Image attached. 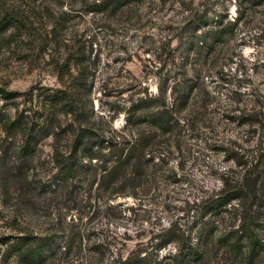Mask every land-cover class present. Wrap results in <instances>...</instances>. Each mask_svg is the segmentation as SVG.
Instances as JSON below:
<instances>
[{"label":"rangeland","instance_id":"1","mask_svg":"<svg viewBox=\"0 0 264 264\" xmlns=\"http://www.w3.org/2000/svg\"><path fill=\"white\" fill-rule=\"evenodd\" d=\"M91 1H0V264H109L153 250L161 232L236 229L251 197L262 240L254 264H264V130L246 119L264 116V0L89 11ZM198 16L205 23L191 30ZM155 110L167 131L146 121ZM78 135L65 179L55 157L71 154ZM106 136L112 143H98ZM130 152L139 172L128 166L109 181L106 169ZM250 181L255 195L204 209ZM20 236L28 249L48 247L45 259L5 258ZM199 264H241V254L214 245Z\"/></svg>","mask_w":264,"mask_h":264},{"label":"trees","instance_id":"2","mask_svg":"<svg viewBox=\"0 0 264 264\" xmlns=\"http://www.w3.org/2000/svg\"><path fill=\"white\" fill-rule=\"evenodd\" d=\"M1 1V0H0ZM128 0H98L91 1L89 4V11H105V10H113L116 11L123 4H125ZM261 0H254V3H259ZM5 12L0 11V30H4L8 24L7 15ZM205 20H202L200 16H198V20L196 25L191 27V30L196 29L200 25L204 24ZM196 27V28H195ZM229 29V27H225L224 29H219V31H225ZM204 41V39H202ZM210 46V44L208 45ZM181 102L184 103L187 99L186 94L180 95ZM146 102V101H144ZM144 102L138 103V107H141ZM165 111V110H164ZM163 110H155L149 113L148 123L154 125L160 131H167L170 127L169 118L164 114ZM260 112H253L247 116L246 119L249 121H255L259 127H262L264 130V116ZM112 138L110 136H106V138H100L98 143L108 144L112 143ZM82 141V135L77 136L74 139L73 148L71 150V154H68L65 157H55V161L57 163L58 171L64 175L66 179L68 176H71L74 167H75V151L77 150V146ZM139 142V141H138ZM76 148V150H75ZM264 149V146H263ZM120 154V153H119ZM87 157H94L92 150L89 149ZM138 162L139 158L135 157L132 152L129 154H124L122 157L117 156L114 159V163L111 164L108 169H106L107 177L109 181H113L116 179L121 173L124 172L126 167H131L132 170L137 173L138 171ZM248 189L245 191H241L240 189L234 192V189L230 191L229 195L224 194L222 196H216L208 201L204 206V209L207 211H211L213 213L217 211H221L225 208V204L229 203L231 199L234 197H245L248 198V195H255L256 186L254 181H250L249 185L247 184ZM240 201V200H239ZM253 197L250 198L249 201L243 202L240 204L241 208L244 210L239 218V224L234 229L233 227H229L227 229L220 230L217 234L216 228H206V232L203 234V237L199 236H190L189 233L185 236H180L178 238H174L166 232L159 233V238L157 243L153 246V250L145 251V249H137L130 250L128 253L122 258H118L117 260H112L109 264H199L204 261L207 251L212 246H219L228 253L236 256L241 254V264H254L256 258L261 253V236L259 235L260 223L256 220V217L250 213L251 206L253 204ZM246 210V211H245ZM20 240L11 244L4 254L5 258L10 257L14 254L28 255L27 263L30 262H41L46 257V252L49 250L48 247L42 246V244H36L32 248L26 246L30 243L31 239L29 237L20 236ZM194 239V240H193ZM170 241H177L176 247L172 252H168L167 254L159 256L157 250L164 247ZM142 252V253H141Z\"/></svg>","mask_w":264,"mask_h":264}]
</instances>
